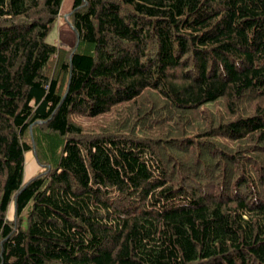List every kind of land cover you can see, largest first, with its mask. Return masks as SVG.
Segmentation results:
<instances>
[{
    "label": "trees",
    "instance_id": "1",
    "mask_svg": "<svg viewBox=\"0 0 264 264\" xmlns=\"http://www.w3.org/2000/svg\"><path fill=\"white\" fill-rule=\"evenodd\" d=\"M63 1L0 0V264H264V0Z\"/></svg>",
    "mask_w": 264,
    "mask_h": 264
},
{
    "label": "rangeland",
    "instance_id": "2",
    "mask_svg": "<svg viewBox=\"0 0 264 264\" xmlns=\"http://www.w3.org/2000/svg\"><path fill=\"white\" fill-rule=\"evenodd\" d=\"M72 3H73V0H64L63 1L58 22L48 36L49 42L56 43L59 46H62L66 49L73 48L75 46V43H76V36H75L73 28H72V26L68 20ZM62 25H67V27H69L70 30L72 31V35H71V38L69 40L65 41V40L60 39V29H61ZM77 119L79 122L84 123L85 127H87V128L92 127L91 123H88V122H91L92 120H88L87 118L84 119L83 117H79V116ZM25 156H26L25 182H27L41 170V166L37 160L35 152H33V151L27 152V153H25ZM8 218L12 221L15 220V205L14 204L11 205L10 212L8 213Z\"/></svg>",
    "mask_w": 264,
    "mask_h": 264
},
{
    "label": "crops",
    "instance_id": "3",
    "mask_svg": "<svg viewBox=\"0 0 264 264\" xmlns=\"http://www.w3.org/2000/svg\"><path fill=\"white\" fill-rule=\"evenodd\" d=\"M71 35H72V31L70 30V28L67 27V25H62L60 29V39L65 41L69 40L71 38Z\"/></svg>",
    "mask_w": 264,
    "mask_h": 264
}]
</instances>
